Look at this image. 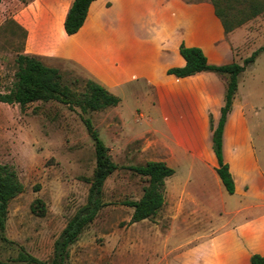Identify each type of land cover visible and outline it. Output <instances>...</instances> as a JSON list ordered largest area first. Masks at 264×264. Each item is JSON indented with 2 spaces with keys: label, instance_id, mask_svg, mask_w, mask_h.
<instances>
[{
  "label": "crops",
  "instance_id": "1",
  "mask_svg": "<svg viewBox=\"0 0 264 264\" xmlns=\"http://www.w3.org/2000/svg\"><path fill=\"white\" fill-rule=\"evenodd\" d=\"M73 1L24 3L15 17L28 32L25 53L44 62H73L114 94L140 81L153 89V109L166 129L153 128L159 158L151 160L175 169L166 179L165 204L167 195L180 219L220 222L196 235L185 264H250L254 253L264 256V167L248 117L250 102L238 88L225 125L224 156L236 184L235 193L226 196L210 128V115L215 124L221 116L225 80L210 71L184 78L167 72L186 64L182 42L202 48L212 64L239 61L213 3L94 0L81 29L69 35L64 21ZM138 117L145 114L139 110ZM119 119L123 125L120 114Z\"/></svg>",
  "mask_w": 264,
  "mask_h": 264
},
{
  "label": "rangeland",
  "instance_id": "2",
  "mask_svg": "<svg viewBox=\"0 0 264 264\" xmlns=\"http://www.w3.org/2000/svg\"><path fill=\"white\" fill-rule=\"evenodd\" d=\"M257 2L261 12L228 34L240 63L264 44V0ZM23 5L22 0H0V92L11 89L17 56L25 52L26 39L15 17ZM248 5L238 3L233 10L247 9ZM45 63L59 67L73 89L84 90V82L77 79L89 75L80 66L73 62ZM239 88L240 96L250 102L248 117L264 167V50L241 75ZM115 94L120 97L117 106L87 113L59 101H36L25 110L17 103L0 101V163L11 166L25 187L9 203L6 235L13 243L0 241L2 259L30 264L16 260L24 249L41 260H50L68 220L86 203L96 156L82 115L91 117L119 168L105 182L106 205L71 245L70 264H185L196 235L220 224L217 220L203 221L202 217L199 221H189L185 216L180 219L167 195L156 216L131 222L134 208L125 201L139 199L148 181L129 167L159 158L154 153L153 128H166L153 109V89H147L144 82L117 88ZM252 104L257 108L252 109ZM139 110L145 117H138ZM149 117L154 119L152 123ZM37 200L45 205L42 213L33 211ZM218 218L224 221L226 216Z\"/></svg>",
  "mask_w": 264,
  "mask_h": 264
},
{
  "label": "trees",
  "instance_id": "3",
  "mask_svg": "<svg viewBox=\"0 0 264 264\" xmlns=\"http://www.w3.org/2000/svg\"><path fill=\"white\" fill-rule=\"evenodd\" d=\"M24 3L29 0H22ZM94 0H74L64 21L67 34L77 33L88 15L89 7ZM216 14L221 19L227 35L236 27L255 17L261 12L257 0H211ZM249 3L247 9H235L238 3ZM19 25V24H18ZM25 39L28 32L19 25ZM264 50V44L246 57L241 63L233 61L228 64H212L202 48L180 45V53L185 58L184 66L171 67L167 70L178 78L192 76L199 72L210 71L220 75L225 80L224 104L217 124L210 115V128L213 132L212 147L218 159L217 173L228 193H235V179L230 171L229 163L224 156V132L229 114L233 109L235 96L239 88L240 75L252 65L257 56ZM17 71L11 89L0 92V101L9 104H19L25 110L29 104L42 101H59L71 108L78 106L84 113L104 110L117 106L120 97L104 85L92 78L77 79L84 82V90L78 92L64 81L59 67L46 64L38 55L21 52L18 54ZM87 130L94 141L96 167L92 178L86 203L68 220L62 233L55 241L54 254L50 260H41L31 253L20 249L16 260L30 264H70V247L77 242L83 231L95 220L100 210L106 205L104 201V185L108 177L119 168L113 159L111 149L101 138L100 132L94 126L91 117L82 115ZM130 169L147 178L148 184L139 199L125 201L134 208L131 222H139L158 214L165 204L166 179L175 173V169L162 160H149L145 164L130 165ZM24 184L17 172L9 165L0 163V241L13 243L6 235L9 203L23 192ZM34 212L42 213L45 205L37 200L33 206ZM1 252V247H0ZM0 264H11L0 257ZM250 264H264V256L254 253Z\"/></svg>",
  "mask_w": 264,
  "mask_h": 264
}]
</instances>
